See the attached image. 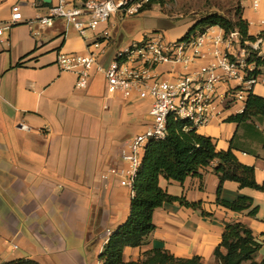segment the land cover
I'll list each match as a JSON object with an SVG mask.
<instances>
[{
	"label": "crops",
	"instance_id": "crops-1",
	"mask_svg": "<svg viewBox=\"0 0 264 264\" xmlns=\"http://www.w3.org/2000/svg\"><path fill=\"white\" fill-rule=\"evenodd\" d=\"M65 1L68 7L80 4L79 0ZM14 3L21 5L24 19H34L56 0L50 4L44 0L4 1L0 4V21L7 20ZM208 3V13H223L214 7L220 3L238 9L247 23L248 36L257 37L264 31V0L256 9L251 0ZM125 17L114 15L83 36L58 20L51 28L41 30L36 26L33 32L26 25H19L0 38V264L18 259L39 264H100L98 257L107 243V231L113 232L127 220L132 198L129 191L120 186V177L104 180L102 176L111 168H125L120 153L133 136L150 124L151 105L120 94L108 95L105 79L98 72L91 75L86 88L77 89L76 76L56 65L58 54H86L88 46L100 39L104 31L109 37L99 61L105 66L116 50L151 34L147 26L133 28L136 18ZM199 17L194 15L192 19ZM121 20L126 21L122 27L113 26ZM191 27L180 29L173 36L168 32L160 34L166 41H178ZM111 28L115 33L111 34ZM210 31L224 34L218 27ZM241 48L233 45V53L238 56ZM211 63L213 57L207 47L201 59L187 70L195 75ZM181 70L178 65L163 64L156 72L163 79H171ZM260 76L264 77V72ZM241 79L219 87L213 104L215 116L206 126L196 128L198 134L212 139L217 151H226L237 131L236 125L226 119L241 114L245 103L230 102L224 96L229 89L241 86ZM250 91L264 98V86L252 87ZM22 123L28 130L20 128ZM257 126L264 133V122ZM237 135L240 146L264 155V146L253 133L240 128ZM233 152L239 163L254 168L256 183H264V159L243 150ZM214 166L215 163L203 169L201 177L186 178L182 184L163 178L159 181L169 195L200 203L201 209L211 216H202L178 202L164 204L154 212L155 229L144 244L124 249L125 262L137 261L144 252L160 249L176 258L199 257L202 264H217L213 252L221 241L224 224L238 222L248 227L260 244L255 261L264 259V192L239 188L234 182L222 185V200L233 202L245 197L258 207L254 218L247 211L234 213L217 206Z\"/></svg>",
	"mask_w": 264,
	"mask_h": 264
},
{
	"label": "built area",
	"instance_id": "built-area-1",
	"mask_svg": "<svg viewBox=\"0 0 264 264\" xmlns=\"http://www.w3.org/2000/svg\"><path fill=\"white\" fill-rule=\"evenodd\" d=\"M4 1L7 0H0V4ZM152 1L159 0H86L72 7H68L65 0H56L54 5L46 6L44 13H39L34 19H24L21 5L14 3L7 20L0 21V38L19 25H26L33 32L36 26L41 30L51 28L58 20L64 21L66 26L70 25L83 36L87 30H94L114 15H137ZM251 1L256 9L260 0ZM211 28L178 41H166L160 33L148 34L116 50L106 66L99 61L106 49L103 44L109 37L106 31L101 34L102 41L97 39L88 46L86 54L57 55L56 65L61 71L76 76L77 89L86 88L91 75L98 72L105 79L108 95L120 94L125 99L137 98L150 103V124L133 136L120 153L125 168H111L102 176L104 180L110 176L120 177V186L126 188L131 197L145 147L152 141L165 138L170 119L185 121L195 129L206 126L215 116L213 104L218 99L219 87L240 80L241 74L244 76L241 79L243 84L225 93L224 97L230 102L243 105L252 87L264 86V77L249 75L254 68L253 64L246 63L249 55L245 48L257 51L264 41L257 39L250 43L242 39L237 31L220 35L212 33ZM34 35L38 36L39 33L34 32ZM235 44L243 46L238 56L233 53ZM207 47L213 63L201 67L197 74L192 75L187 70L188 66L201 59ZM163 64L178 65L182 70L171 79H163L156 72L158 66ZM20 128L28 130L23 123Z\"/></svg>",
	"mask_w": 264,
	"mask_h": 264
},
{
	"label": "trees",
	"instance_id": "trees-1",
	"mask_svg": "<svg viewBox=\"0 0 264 264\" xmlns=\"http://www.w3.org/2000/svg\"><path fill=\"white\" fill-rule=\"evenodd\" d=\"M79 1L82 3L86 0ZM153 3L159 2L152 1L151 4ZM151 4L143 7L139 13L149 10ZM234 15V19L218 13L202 15L196 19L184 38L197 31L218 27L225 34L237 31L242 39L250 43H254L257 39L264 41V31H261L257 37L248 36L247 23L241 18L238 9ZM246 63L254 66V70L249 75L258 76L264 72V57H257L256 53H250ZM226 122L235 124L237 131L242 128L250 134L253 133L255 139L259 140V144L264 146V133L257 126L264 122V98L250 91L247 94L243 112L228 117ZM237 131L229 148L226 151H217L212 139L198 134L196 129L191 128L185 121L170 119L165 138L152 141L145 147L142 166L134 181L129 216L122 225L110 233L98 257L100 264H202L199 257L176 258L160 249L144 252L137 261L123 260V251L126 247L142 246L146 237L154 231L152 216L164 204L178 202L186 208L199 211L202 216H211L201 209L200 203H189L182 198L169 195L160 187V178L182 184L188 177H201V171L215 163L213 173L218 178L216 205L234 213L247 211V215L254 218L258 207L253 206L250 199L238 197L233 202H227L220 198L221 188L225 182H234L239 188L264 192V183L259 185L255 181L254 168L239 163L233 151L243 150L262 159L264 155L257 154L251 148L240 146ZM259 249L260 244L248 227L239 222L225 223L221 241L214 249L213 256L217 264H242L243 262L264 264V259L260 262L254 259ZM3 264L39 263L29 259H18Z\"/></svg>",
	"mask_w": 264,
	"mask_h": 264
},
{
	"label": "rangeland",
	"instance_id": "rangeland-1",
	"mask_svg": "<svg viewBox=\"0 0 264 264\" xmlns=\"http://www.w3.org/2000/svg\"><path fill=\"white\" fill-rule=\"evenodd\" d=\"M209 0H159L156 2H159L158 4H151V8L149 10H146L145 12H141L140 16L133 17H125L126 19L130 18H136V23L132 24L133 28H138L140 26L142 27H148L149 33L152 32H159L164 33L168 32V35H174V32L184 29L187 26H193L196 22L195 19H192L194 15H205L208 13V8L210 4L208 3ZM206 2V4H204ZM212 7V5H211ZM214 7L218 10L222 11L221 15H225L228 18H231L233 14V10L236 9H230L228 6H225L224 3L220 4H214ZM123 18V19H125ZM114 21L111 19V23ZM126 21H122L118 23V25H115L114 27L120 28L122 27V24H124ZM63 26L65 25V22L63 21ZM111 34L115 33L113 28L110 29ZM249 48V47H245ZM247 50V49H246ZM248 55L250 53H256L257 57H264V44L260 45L259 50L254 51L250 48V50L247 51ZM108 49L106 50V54H108ZM254 68V66H253ZM260 85H257L259 87ZM107 235H110L107 233ZM2 255L0 253V260H2ZM1 262V261H0Z\"/></svg>",
	"mask_w": 264,
	"mask_h": 264
},
{
	"label": "water",
	"instance_id": "water-1",
	"mask_svg": "<svg viewBox=\"0 0 264 264\" xmlns=\"http://www.w3.org/2000/svg\"><path fill=\"white\" fill-rule=\"evenodd\" d=\"M44 2H45L46 4H50V3H51V0H44Z\"/></svg>",
	"mask_w": 264,
	"mask_h": 264
}]
</instances>
